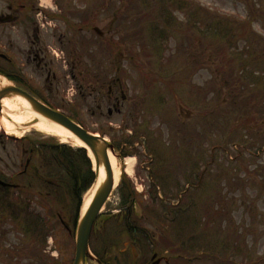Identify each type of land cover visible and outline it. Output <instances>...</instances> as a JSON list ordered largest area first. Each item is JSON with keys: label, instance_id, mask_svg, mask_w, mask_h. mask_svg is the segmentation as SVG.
Masks as SVG:
<instances>
[{"label": "rangeland", "instance_id": "obj_1", "mask_svg": "<svg viewBox=\"0 0 264 264\" xmlns=\"http://www.w3.org/2000/svg\"><path fill=\"white\" fill-rule=\"evenodd\" d=\"M30 2L42 11L34 18L43 24L58 91L45 89L46 72L28 51L36 46L28 23L0 30V52L12 62L0 67L9 83H28L43 102L115 146L120 179L102 212L125 213L130 201L122 206L119 195L128 191L148 230L168 240L169 264H264V80L254 82L264 71V0ZM149 24L165 35L152 41ZM43 144L68 145L82 165L79 148L57 136L0 127V171L21 185L9 197L18 222L7 214L0 221V264H65L59 258L73 251L58 218L74 231L69 193L48 194L35 173L23 172L36 170ZM57 174L67 183L64 171ZM105 220L100 215L96 225Z\"/></svg>", "mask_w": 264, "mask_h": 264}, {"label": "flooded vegetation", "instance_id": "obj_2", "mask_svg": "<svg viewBox=\"0 0 264 264\" xmlns=\"http://www.w3.org/2000/svg\"><path fill=\"white\" fill-rule=\"evenodd\" d=\"M0 3L4 9L0 12V30L2 31L6 27H15L17 24L24 26L28 23L27 26L30 27L33 33L32 38L36 44L35 47L32 46L34 50L28 51L33 55V61H37V67L46 72L45 89L49 88L51 92L58 91L60 77L56 71L52 70V66H49L53 63L52 58L47 62L48 54L44 52L41 43V35H44L42 33L43 24L37 20L35 22L34 15L36 13L33 12L35 10L33 3L30 0L26 2L24 0H0ZM0 63L12 64L9 56L2 52H0ZM0 71L3 72L1 67ZM3 73L6 76L11 75L10 73V75L6 72ZM15 77L19 80L18 76ZM19 86L34 97L40 98L38 90L29 86L28 83ZM127 213L129 215L127 222L111 225L101 224L91 228L88 243L89 252L94 256V259L85 257L84 264H169L171 259V256L168 257L169 251L165 246H160L157 232L148 230L146 225H150V223L133 219L130 221L131 216L133 217L132 210L128 208ZM67 232L71 235L67 244L68 247L73 246V251L70 254H63L59 259L62 260L65 257V264H72L76 244H74V235L71 230L67 229ZM60 264L62 263L60 262Z\"/></svg>", "mask_w": 264, "mask_h": 264}, {"label": "trees", "instance_id": "obj_3", "mask_svg": "<svg viewBox=\"0 0 264 264\" xmlns=\"http://www.w3.org/2000/svg\"><path fill=\"white\" fill-rule=\"evenodd\" d=\"M120 1L123 3L124 0H120ZM128 1H131L130 2L131 4H127V5H132L134 0H128ZM123 4L125 5L126 3H123ZM177 5H182V4H181V2H178ZM148 14H150L149 7L147 8L146 13H145V11L143 12V14L141 16L142 19L144 20V18L148 17ZM147 22H145V23H147ZM196 22L197 21H194L192 24H194ZM220 23H222V22H220ZM150 27L155 28L154 25H152V24H149L148 29ZM208 31H209V28L206 31L207 34L213 35L210 31L209 32ZM164 35H165L164 30H157V28H155V29L151 30L149 37L152 39V41L156 42V41H158L159 36L161 37ZM150 41L151 40H149V42ZM254 58H257V56L254 55ZM246 65H247V62L245 61V64H244L245 67L243 68V70L246 69V67H247ZM244 73H246L248 76H250L251 79H253L254 76H252V74L250 72L244 71ZM263 75H264V71L260 74L259 77H256L254 79L255 84H259V83L263 82V80H264ZM44 140H46V139H44ZM19 141L21 142L22 140H19ZM36 142L39 144H42L41 141H36ZM35 145H36V148H38L37 144H35ZM45 147H47V146H45ZM51 147H54V146L51 145ZM51 147L48 146L47 149L45 148L43 150L42 149V148H44V144H43L38 149V150H41V151H39L40 157H38L36 159V161H38V164H37V166H34V167H36L38 169L37 171H39V174L41 175L43 180H39L37 182H39L41 184V187H43V188L46 187L45 190L48 194H50V193L54 194L55 197H57L56 193H58L60 190L68 192L69 193L68 194L69 199H70L69 202L71 204H73L75 206V208L77 209V206L79 203L78 200H79L81 193L83 191H85V189H87L88 186L93 181V172L91 169L90 160H89V158L85 157V151L83 149H78L79 152H77V153L79 154L78 156L82 162V165L80 166L71 160L72 157L69 156V151H71V149L67 145L58 146V148H54V149H51ZM47 151H50V153L46 154ZM44 155H46V156H44ZM52 164L54 165L55 172L49 171V167ZM34 167H32L31 169H33ZM63 171L65 172L66 180H68L67 183H64L61 180H59V175L57 173H62ZM29 173H31V176H33L34 171H32V170L28 171V174ZM121 183H123V182H121ZM20 191L21 190H18V192H20ZM120 192H121V197L123 200L124 199H126L128 201L133 200V199H131V196H130L128 191H126V192L120 191ZM126 194H127V196H126ZM11 195H12L11 192H9L8 190L4 191L3 197H2V195H0V218L1 219H7V215H8L10 220H12L14 222H18V217H15L17 215H14V213H13V212H15V207H14L15 204H12L10 199H9V197ZM212 206L213 207L210 209V212L212 213V215L216 216L219 213L220 208L218 205H212ZM196 210H197V208H195V210H193V211L195 212ZM47 213L52 214L50 211H47ZM197 218L198 217L195 218V223L197 221Z\"/></svg>", "mask_w": 264, "mask_h": 264}, {"label": "water", "instance_id": "obj_4", "mask_svg": "<svg viewBox=\"0 0 264 264\" xmlns=\"http://www.w3.org/2000/svg\"><path fill=\"white\" fill-rule=\"evenodd\" d=\"M1 77V75H0ZM17 95L23 97L29 104V107L32 108L40 118H45L50 122H55L59 126L66 128L74 136L79 138L85 146L90 148V151L95 159V168L94 179L98 177V165L102 164L104 168V181L97 189L96 193L93 195L89 206L84 211L85 213L79 217L78 226H77V235H76V251H75V260L73 264H83L84 258L87 255L88 249V237L89 231L100 212V208L106 202L107 197L112 191L114 178L112 175V168L110 166L108 150L113 151L114 146L108 142L102 136H95L92 133L88 132L86 129L78 126V124L72 121L66 115L51 109L45 106L43 103H40L36 98L29 95L26 91L14 86L13 84L5 85L0 88V105L3 97H9V95ZM36 122L35 120H33ZM29 124V123H27ZM25 124V125H27ZM1 185L5 183L0 181Z\"/></svg>", "mask_w": 264, "mask_h": 264}, {"label": "bare ground", "instance_id": "obj_5", "mask_svg": "<svg viewBox=\"0 0 264 264\" xmlns=\"http://www.w3.org/2000/svg\"><path fill=\"white\" fill-rule=\"evenodd\" d=\"M7 84H9V82L6 79L0 77V88ZM0 114V127H2V129H4L9 134L20 136L23 131L31 130L33 128L40 132H45L52 136H57L63 143L69 142L73 146L85 147L83 142L79 140V138L74 136L66 128L59 126L55 122L52 123L45 118H40L39 115L32 108L29 107L28 102L21 96L19 97L17 95L11 94L9 95V97H3L0 105ZM35 118L37 120L36 122L33 121L35 120ZM85 148L87 151V155L92 160V166L94 169V158L92 157L90 149L87 147ZM108 157L110 166L112 168L114 185H116L120 179L119 175L121 173V167L117 162L116 157H114L111 152H108ZM125 163L127 164V171L129 172L132 169L131 164L133 163L129 159H127ZM98 168L99 174L97 179L95 180L93 185L88 189V192L85 193L83 196V203L80 209L82 213H84V210L89 206L91 198L104 181V168L102 167V164H99Z\"/></svg>", "mask_w": 264, "mask_h": 264}]
</instances>
